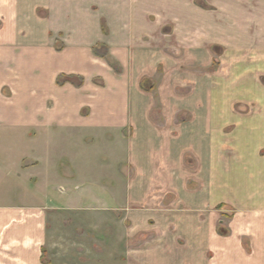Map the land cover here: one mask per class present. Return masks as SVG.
<instances>
[{
  "label": "crops",
  "instance_id": "1",
  "mask_svg": "<svg viewBox=\"0 0 264 264\" xmlns=\"http://www.w3.org/2000/svg\"><path fill=\"white\" fill-rule=\"evenodd\" d=\"M178 1L0 0V264H105L50 250L77 216L131 233L117 264H264V39L223 83L196 47L180 94Z\"/></svg>",
  "mask_w": 264,
  "mask_h": 264
},
{
  "label": "rangeland",
  "instance_id": "2",
  "mask_svg": "<svg viewBox=\"0 0 264 264\" xmlns=\"http://www.w3.org/2000/svg\"><path fill=\"white\" fill-rule=\"evenodd\" d=\"M174 1L177 0H164L166 3H174ZM179 3L180 7L171 8L170 6V8L172 11L175 10L176 15H178L177 11L180 9V24H172L175 26L174 29H180V94L187 95L191 90V87L188 86L196 79L192 75L194 69L191 66L193 62L192 52L196 47H201L203 51L206 49L212 52L211 56L208 57V61L214 59L212 65L215 68L214 71L218 74V81L222 83L225 79L221 76L225 74L223 72L229 67L228 64H237L241 61L243 64L254 65L255 55L253 53L257 39L253 40V37H259V43L263 42L264 39V0H179ZM172 25L170 27H173ZM198 26L201 27L202 31L201 42L193 35L194 27L198 28ZM215 29V33H211V37L214 39L210 42L208 35L210 30ZM238 48H242L243 52L236 55V51H232V53L230 51V54H227V51L237 50ZM263 75L262 72H258L255 75L253 74L251 78L264 86ZM229 88L228 86L223 88L222 94L225 95L223 98L220 95H214V106L217 104L216 113L224 108V101L230 97L231 90ZM242 91L239 89L240 93ZM232 96L236 95L233 94ZM244 107L243 104H237L235 110L241 113L252 110L251 105L248 109ZM97 144L95 147H97ZM80 218L78 216L72 217L71 221L67 223L69 225L64 223L62 228H57L56 241L52 242L50 246L53 253L63 251L66 254L70 244L64 245L61 243H66V241L70 243L72 240L80 242L79 238L81 236L84 240L83 243L88 242V246L82 248L83 256L103 252L105 264H117L119 261L126 260L127 244L125 246L124 244L129 243L126 242V239L130 232L123 231L124 228H113L109 221L110 218L105 217L101 221V226L104 225L105 230L103 233L99 231V244L97 246L92 245L91 241L98 239L94 233L95 231L91 229L94 224L89 220L80 221ZM121 219L123 222V217ZM94 222L96 224L97 220ZM123 225L124 227L128 226L126 220H124ZM58 226H60L59 223Z\"/></svg>",
  "mask_w": 264,
  "mask_h": 264
}]
</instances>
